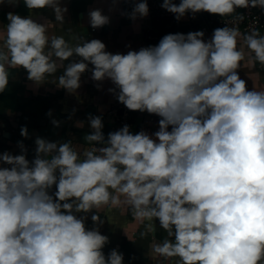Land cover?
I'll list each match as a JSON object with an SVG mask.
<instances>
[{"label":"clouds","instance_id":"clouds-1","mask_svg":"<svg viewBox=\"0 0 264 264\" xmlns=\"http://www.w3.org/2000/svg\"><path fill=\"white\" fill-rule=\"evenodd\" d=\"M119 2L111 0L109 11ZM23 3L30 11L51 8L60 23L68 11L60 0ZM161 7L180 20L188 12L224 17L237 8L264 9V0H163ZM121 14L136 20L149 7L141 0ZM88 16L93 29L110 23L100 8ZM7 18L0 93L9 84L5 63L27 70L37 85L63 68L53 83L70 94L90 71L93 81L112 82L108 91L127 109L161 119L152 135L124 125L105 140L102 118L89 116L93 131L84 140L106 146L85 150L83 158L71 142L41 137L31 162L22 142L21 154H0V164L10 165L0 167V264H123L115 249L105 257L108 237L75 214L121 203L138 220H159L167 236L153 251L178 257L177 264H264V91L246 90L237 73L244 59L237 28H217L208 41L203 31L167 34L155 46L113 54L99 39L78 36L72 47L63 36L49 38L47 25L31 17ZM244 41L264 65V36L253 31ZM72 57L80 59L65 66ZM20 135L28 138L27 127ZM147 231L154 233V225Z\"/></svg>","mask_w":264,"mask_h":264},{"label":"crops","instance_id":"crops-1","mask_svg":"<svg viewBox=\"0 0 264 264\" xmlns=\"http://www.w3.org/2000/svg\"><path fill=\"white\" fill-rule=\"evenodd\" d=\"M138 2L141 0H128V2L120 0L116 10L109 11L111 0H60L61 6L68 9L64 14V23H60L55 20L51 8L30 11L23 0H19L17 4L4 0L0 3V51L7 52L4 42L9 23L8 13L31 17L39 24H46L49 38L63 36L72 47L81 43L78 36H83L89 41L99 39L106 45V50L113 54H127L130 50L138 51L142 47L151 46L147 39L149 31L163 34L168 30V22L150 11L147 17L136 20L121 14L122 11L130 12L133 3ZM96 8L102 9L103 13L110 17V23L93 29L89 23L88 13L89 10ZM210 16V13L201 11L193 18V14L188 12L178 21L173 32L187 34L202 31V28L207 26ZM215 29L217 28L211 25L212 32L204 34L203 39L210 40ZM237 48L244 53V59L240 62L237 73L246 82V90L264 91V72L259 70L261 64L255 60L254 53L247 49L243 34L237 38ZM79 59V57H72L64 61V64L66 66L72 60ZM5 67L10 78L7 89L0 93V119L2 120L0 154L4 152L13 155L21 154L18 142H22L27 148V159L31 162L35 158L37 137L50 142H71L75 151L83 153L93 145L84 140L85 135L93 131L89 124V116L102 118L105 140L108 133L113 132L114 121L108 113L118 99L115 94L108 91L109 88L115 87L110 80L93 81L91 72L86 71L81 76V87L76 90V93L70 94L53 83L59 75L63 74V68L53 75L46 76L43 84L37 85L28 80L27 70L13 68L7 63ZM92 67L89 65V68ZM98 84L99 87H97ZM49 112L51 115H48ZM160 119L161 117L155 114L140 112L134 116L130 131L132 134H137L143 130L152 135L159 130ZM53 120L60 122L59 127L52 124ZM78 122H82L83 126L78 127ZM22 127L28 129L27 139L20 135ZM168 130L171 131V126ZM0 167H10V165L0 164ZM56 191L55 185L49 190V194L53 195L54 199ZM123 199L121 197V201ZM75 214L78 218L86 217L84 221L86 229L98 227L100 233L108 237V243L102 248L106 258L115 249L123 255V264H177L178 257L166 258L153 251V246L162 243L167 236L158 219L138 220L132 215L131 208L124 203L116 207L104 205L88 213ZM93 215H99L103 223L94 224L91 218ZM149 224L154 225V233L147 231ZM142 233L144 235H141ZM170 239L174 240V238Z\"/></svg>","mask_w":264,"mask_h":264},{"label":"built area","instance_id":"built-area-1","mask_svg":"<svg viewBox=\"0 0 264 264\" xmlns=\"http://www.w3.org/2000/svg\"><path fill=\"white\" fill-rule=\"evenodd\" d=\"M149 11L161 19H165L167 24V31L163 34L153 33L149 31L147 34V39L151 46H155L159 43L163 36L167 34H175L179 32H173V28L177 26L179 20L175 18V14L168 12L161 7L163 0H146ZM174 3L179 4L181 0H173ZM243 16V19L239 17ZM211 25L215 28H237L241 34L244 36L251 34L253 31H257L261 36L264 31V9L260 7H248V8H237L234 13L228 16L221 17L218 14H211L209 20L207 21V26L202 28L204 34H210L212 32ZM259 70L264 72V66H259ZM120 112H122L120 114ZM140 111H131L127 109L123 104L117 101L110 109L108 115L114 121L112 131H117L121 129L124 125H128L130 128L133 124V118ZM2 120L0 119V128ZM1 137V132H0ZM104 147L106 144H93L89 150L93 147ZM80 153V152H78ZM81 158H83L82 153Z\"/></svg>","mask_w":264,"mask_h":264},{"label":"water","instance_id":"water-1","mask_svg":"<svg viewBox=\"0 0 264 264\" xmlns=\"http://www.w3.org/2000/svg\"><path fill=\"white\" fill-rule=\"evenodd\" d=\"M122 112H120V114H121Z\"/></svg>","mask_w":264,"mask_h":264}]
</instances>
